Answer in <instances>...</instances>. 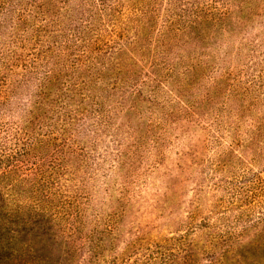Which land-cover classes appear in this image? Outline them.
I'll list each match as a JSON object with an SVG mask.
<instances>
[{"label": "trees", "instance_id": "obj_1", "mask_svg": "<svg viewBox=\"0 0 264 264\" xmlns=\"http://www.w3.org/2000/svg\"><path fill=\"white\" fill-rule=\"evenodd\" d=\"M72 1L41 3L35 0L24 4L30 9L20 14L18 23L29 27V39L22 40L27 45L18 49L3 46L0 50V253L16 256L17 264H23L20 253L30 242H56L65 235L72 236L75 225L86 226L84 210L67 200L62 189L56 186L65 176L68 160L76 154L71 142L76 143L79 134L73 124L77 110L95 119L85 126L81 145L85 157L79 156L83 160L81 166L87 168L100 140L114 131L112 126L117 119L135 112L140 114L145 130L143 138L149 142L140 148L139 135L131 138L134 143L130 145L116 141L119 150L113 159L107 160L116 174L117 169H126L129 160L139 158L150 142L155 149L164 145L172 124L184 118L195 126L198 120H194L192 110L216 106L215 109H228L237 114L235 108L229 107L233 105L244 108L239 110L242 115L253 114L251 105L254 104L250 101H256L252 91H236L234 83L227 86L228 81L235 82L240 72L236 73L237 65H224L237 64L235 57H239L243 49L231 42V38L235 32L239 33V27L246 24V20L250 21V14L255 13V7L264 0H243L237 6L239 12L232 7L236 0H84L82 3L88 4L89 18L85 26L75 16ZM147 15L149 23L144 24L141 18ZM259 15L264 16V12L255 16ZM152 29L160 35L152 38L150 44L143 38ZM226 34L231 45L221 51L217 43L227 40ZM174 42H179L180 46L176 47ZM140 49H150L155 54L151 82L139 83L143 75L140 64L146 63ZM24 88L32 89L31 94L25 100H15L24 94ZM173 93L177 96L178 110L170 107L171 102H175L171 97ZM165 94L171 101L164 100ZM221 99L225 101L222 104ZM233 101L242 105L229 104ZM14 110H21V114H13ZM257 123V130L262 129L260 134L264 138V114L258 117ZM233 133L239 138L243 136L242 132ZM27 158L33 161L38 173L32 179L11 178L10 169L22 167ZM18 164L22 165L16 166ZM159 167L157 162L146 168L147 172H154ZM260 177L248 181L246 177H235L226 182V187H231L226 189L231 197L229 205L250 206L257 218L249 229L239 222L223 223L228 237L210 234L212 238L207 241L204 254L218 246L226 259L236 254L245 257L247 253L264 256V179ZM201 208L203 205L198 203L195 211L189 212V222L196 221ZM124 216V212L111 213L95 224L88 237L104 243L100 238L118 236L119 223ZM182 224L190 227L188 223ZM192 227L215 226L201 222ZM251 231H255L256 239L248 236ZM194 246L187 245L189 257Z\"/></svg>", "mask_w": 264, "mask_h": 264}, {"label": "rangeland", "instance_id": "obj_2", "mask_svg": "<svg viewBox=\"0 0 264 264\" xmlns=\"http://www.w3.org/2000/svg\"><path fill=\"white\" fill-rule=\"evenodd\" d=\"M33 1L35 0H0V50L3 46L18 49L24 44L27 45V42L22 40L29 39V27L19 25L18 18L21 13H28L30 9L24 4ZM46 1L39 0L41 3ZM83 1H72L71 7L73 10L76 9L75 16L80 22H84L81 25L85 26L86 19H89L86 13L88 4L82 3ZM242 1L236 0L232 4L237 12H239L237 6ZM255 8L257 11L250 14V21H243L246 24L241 25L239 33L235 32V36L231 38V42L243 49L241 55L235 57L238 58L237 64L229 62L224 65L231 67L237 65L236 73L238 71L240 73L235 76L237 77L234 79L235 82L228 81L227 86L234 83L232 86L236 91L240 89L252 91L256 99L254 102L250 101L254 104L251 105L253 114L242 115L239 110L244 108L233 105L229 107L235 108L237 114L241 115L230 113L228 109L225 111L215 109L216 106L212 109L192 110L194 120H198L197 124L194 123L195 126L184 118L176 122V125L172 124L164 145L155 149L150 142L139 158L132 162L129 160L126 169H117L114 174L111 169L113 167L110 168L107 160L113 159L115 152L119 150L116 141L130 145L134 143L132 141L134 139L131 138L139 135L140 148L149 142L143 138L145 130L140 114L135 112L124 119L118 118L115 125L113 123L114 131L108 132V135L100 140L96 152H91L93 157L91 163L89 165L87 163V168L81 166L83 160L79 156L85 157L81 152L85 126L95 119L87 117L83 110H77L73 124L77 126L75 130L77 134L79 132L77 136L79 138H76V143L71 142L73 146L69 145L76 148V154L72 156L74 157L72 160L67 159L65 176L61 178L59 185L56 183V186L58 190L62 189L61 193H64L67 200H72L77 208L84 210L86 226L75 225L73 227L75 229L71 231L72 236L65 235L56 242L55 240L30 242L25 251L20 253L23 256V264H226L227 260V264L258 261L264 264V259H260L264 256L257 253L256 255L260 257L247 253L245 257L236 254L226 259L218 246L211 253L208 251L207 254L203 253L207 241L212 238L210 234L218 233L228 237V234L224 233L228 229L223 223L239 222L240 226L249 229L257 218L253 216L250 206L241 203L229 205L231 197L226 190L231 188L226 187L228 185L226 182L235 177H246L247 181L258 176L264 179V138L260 134L262 129L257 130L258 117L264 114V16H255L264 12V1ZM148 16L141 18L144 24L149 23ZM231 23L234 25L233 21ZM159 35L152 29L143 40L147 39L151 44L152 38L155 39V36ZM227 36L226 34L227 40L217 43L221 51H224L227 45H231ZM179 42H174V45ZM139 53L146 56L144 57L146 63H139L143 71L139 83L144 80L151 82L154 77L150 74L154 71L151 65L155 62L152 56L155 54L150 49L144 51L140 49ZM233 53L236 54V50ZM159 59L157 56V60ZM31 92L32 89L24 88V94L15 100H25ZM173 94L171 97L175 102H171L170 107L178 110L177 96ZM163 98L171 101L166 94ZM223 102L224 99H221L220 104ZM229 104L241 103L233 101ZM248 104L249 102L245 106ZM20 111L14 110L13 114H21ZM235 131L242 132L243 136L237 137L233 133ZM218 139L220 141H216ZM87 146L90 147V144ZM24 162L25 165L17 170L14 167L10 169L11 178L32 179L31 177L38 173L31 163L33 161L27 158ZM157 162L160 167L154 172H147L146 167ZM217 166V170L214 171ZM72 176L75 178L70 182ZM198 203L204 208L197 211L196 221L191 223L187 219L189 212L195 211ZM71 211L75 215L76 211L74 209ZM114 212L125 213L124 219L119 223L121 229L118 236L100 238L104 243H98V240L88 237L87 234L94 230L95 224H99L103 218ZM204 219L215 227L198 229L192 227L201 222L206 223ZM182 223H188L190 227ZM69 228L67 225V230ZM255 235V231L248 232V236L254 239ZM188 244L196 245L192 247L196 252H193L192 257L188 255ZM15 257L5 252L0 253V264H17Z\"/></svg>", "mask_w": 264, "mask_h": 264}]
</instances>
